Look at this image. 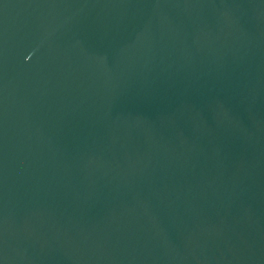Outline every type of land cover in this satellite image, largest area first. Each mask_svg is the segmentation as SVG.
<instances>
[{
  "label": "water",
  "instance_id": "obj_1",
  "mask_svg": "<svg viewBox=\"0 0 264 264\" xmlns=\"http://www.w3.org/2000/svg\"><path fill=\"white\" fill-rule=\"evenodd\" d=\"M264 159V0H0V264H189Z\"/></svg>",
  "mask_w": 264,
  "mask_h": 264
}]
</instances>
